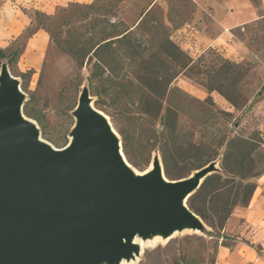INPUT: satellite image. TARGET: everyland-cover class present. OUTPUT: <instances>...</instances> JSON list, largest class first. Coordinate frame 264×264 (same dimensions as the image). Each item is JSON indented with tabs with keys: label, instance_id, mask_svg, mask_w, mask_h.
I'll use <instances>...</instances> for the list:
<instances>
[{
	"label": "rangeland",
	"instance_id": "obj_1",
	"mask_svg": "<svg viewBox=\"0 0 264 264\" xmlns=\"http://www.w3.org/2000/svg\"><path fill=\"white\" fill-rule=\"evenodd\" d=\"M74 1L76 0H71L68 4ZM94 1L96 4L90 10V16L97 22L96 37L100 35L99 31L104 26L113 32L122 28H131L138 39L136 45L139 46L140 51L153 48L149 39L151 34L155 33V26L158 24H163L170 39L179 45L186 40L185 37H179L176 34L178 27L187 22L201 25V17L194 14L197 6L195 0ZM252 2L262 13L261 1L252 0ZM6 3L5 0H0V46L10 52L19 44L26 42V45L15 63L9 64L7 59L0 58V77L8 71L7 69L4 71L6 66L12 76L18 78L24 92L23 106L27 104L32 113L29 117L23 110L24 115L36 122L35 128L44 140L59 149L70 142L71 137L74 136L75 126L79 122L75 109L79 99L88 93L91 96L92 105L108 116L116 133H119L121 129L124 132L141 134L150 127L160 128L158 122L151 123L142 114L138 103L134 100L135 93L121 89L120 83H126V79H122L117 84L99 87L97 90L102 94H97L98 92L94 89L95 83L89 79L92 64L85 65L83 68L79 67L71 56L55 46L48 33L46 40L42 39L38 31L29 39L26 38L28 32L35 28V11L43 10L35 8L31 3L28 7L26 5L23 7L17 2L7 7ZM58 3L52 2L48 6V9L53 11L48 14L54 15L60 7H68ZM148 10L150 12L145 15L144 21L139 25L142 13ZM44 12L47 13V11ZM28 17L31 22L27 23ZM75 18L72 17V19ZM204 19L207 18L204 16ZM149 28L152 31H149ZM245 28V30L236 28L235 34L247 44L250 57L242 62L229 59L238 63L233 71L239 77V94L247 102L246 106L239 109L232 106L219 91L210 92L206 87V83L216 85L213 71L221 66L222 58H226L222 55V50L209 48L200 53L190 47H187L186 51L180 45L194 58L197 67L183 72L175 79L172 87L177 90L171 93L167 101L173 105L175 103L179 105V124L184 131L193 132V138L196 141L215 144L219 143L225 135L233 137L237 134L245 137L261 134L262 138L264 137V110H254L255 106L249 104L250 99L262 90L261 84L264 80V19L247 24ZM200 29L203 30V27ZM82 35L81 33L80 36ZM88 35L90 33L86 32L84 37ZM187 37L188 39L191 37L190 40L187 39L191 45V42L196 40L192 34H188ZM139 66L140 63L133 62L131 65L125 64V69L131 71ZM30 71L32 72L29 73ZM23 73L29 74L23 76ZM131 81L137 84L136 79ZM1 86L0 79V88ZM221 112H228L229 115H223ZM119 135L122 140L121 133ZM224 149L225 147H222L221 152ZM221 158L222 153L216 160L208 163L213 164V172L221 170ZM159 161H161V154L159 151H154L147 166L139 168L131 162L130 164L140 171H145L152 163L157 165ZM258 166V170H263L264 161L259 162ZM195 171H192L191 175ZM203 228L211 230L204 223L203 227L179 232L171 238L159 237L150 241L149 231L147 235L138 233L139 238L143 237L146 240L143 242L142 250L129 243L128 246L134 249L129 256L124 255V263H121V257H117L104 258L99 264H214L221 239L218 240L202 232Z\"/></svg>",
	"mask_w": 264,
	"mask_h": 264
},
{
	"label": "water",
	"instance_id": "obj_2",
	"mask_svg": "<svg viewBox=\"0 0 264 264\" xmlns=\"http://www.w3.org/2000/svg\"><path fill=\"white\" fill-rule=\"evenodd\" d=\"M4 71L0 264H99L104 258L129 256L134 247L126 240L136 233L147 235L150 226L165 229L179 221L204 226L187 202L212 174L213 164L171 180L161 161L170 183L162 180L159 162L149 178L131 176L122 162V157L128 160L120 135L118 147L106 120L92 109L89 93L75 109V144L56 153L39 145L38 130L22 120L19 80L6 66Z\"/></svg>",
	"mask_w": 264,
	"mask_h": 264
},
{
	"label": "trees",
	"instance_id": "obj_3",
	"mask_svg": "<svg viewBox=\"0 0 264 264\" xmlns=\"http://www.w3.org/2000/svg\"><path fill=\"white\" fill-rule=\"evenodd\" d=\"M94 2H71L68 7H60L54 15L36 10L35 28L28 32L26 38L44 29L55 46L71 56L79 67L92 64L89 79L95 83L97 94H102L97 90L99 87L126 79V83H120L121 89L133 91L142 114L151 123L158 122L160 126L159 129L147 128L141 134L119 130L125 156L133 165L139 168L147 166L152 153L159 151L165 175L171 180H178L205 167L222 153L221 170L208 175L188 203L191 210L211 228H203L202 232L218 240L224 238L223 244H228L225 242L227 236L222 232L224 227L237 206L247 207L250 204L258 179L264 175V169L258 170L259 162L264 161V137L261 134L249 137L225 135L215 144L194 140L193 132L184 131L179 124V105L167 101L177 90L172 87L175 79L197 67L194 58L170 39L163 24L155 26L156 31L149 39L153 48H146L145 51L138 50V39L131 28L113 32L104 26L96 37L97 22L90 16V10L96 4ZM148 12L150 10L142 13L139 25ZM86 32L90 33L88 37H84ZM25 45L26 42L19 44L10 52L0 46V58L7 59L9 64L15 63ZM133 62L140 63V66L131 71L125 69V64ZM236 66L238 63L222 58L221 66L213 71L216 85L206 83V87L210 92L219 91L232 106L239 109L247 102L239 94V77L233 71ZM29 73H23V76ZM132 79H136L137 84H133ZM23 107L30 117L32 113L27 104ZM221 113L229 115L228 112ZM222 147H225L223 152Z\"/></svg>",
	"mask_w": 264,
	"mask_h": 264
},
{
	"label": "crops",
	"instance_id": "obj_4",
	"mask_svg": "<svg viewBox=\"0 0 264 264\" xmlns=\"http://www.w3.org/2000/svg\"><path fill=\"white\" fill-rule=\"evenodd\" d=\"M7 7H11L14 2L23 7L30 6L31 3L47 13H53L48 6L58 4L69 5L71 0H5ZM78 3H91L94 0H76ZM195 15L201 17L200 26L195 23H184L176 29V34L185 37L181 42V47L187 51V47L203 53L204 50L214 48L222 50V55L230 60L238 62L249 58V48L245 42L240 40L236 34V28L245 30V25L257 23L264 19V0L261 1L263 12L260 13L252 0H195ZM26 5V6H25ZM208 13L209 15H207ZM204 16L207 19H204ZM31 22L30 18H27ZM203 27V30L200 29ZM183 33V34H182ZM38 34L43 40L48 37L47 32L38 30ZM181 34V35H180ZM188 34L194 35L195 41H187ZM191 39V37H190ZM188 39V40H190ZM263 63V61H262ZM258 94L250 99L254 110H264V80ZM251 202L247 207L237 206L228 220L223 232L227 238L223 244L220 240L216 253L215 264H264V175L258 179Z\"/></svg>",
	"mask_w": 264,
	"mask_h": 264
},
{
	"label": "bare ground",
	"instance_id": "obj_5",
	"mask_svg": "<svg viewBox=\"0 0 264 264\" xmlns=\"http://www.w3.org/2000/svg\"><path fill=\"white\" fill-rule=\"evenodd\" d=\"M21 93L24 94V92H21ZM90 105H91V107H92V109L94 111H96L103 119L106 120V123H107V125L109 126V129H110V133H112L114 138L117 140V144H118V147H119V140H120L119 139V134L114 132V130L112 129V125L113 124L111 125V122H110V119H108V116L104 112L98 110L97 107L92 105L91 102H90ZM21 117H22V120L26 121L28 124L33 125L34 127L37 125L36 122L33 121L32 119H29V118H27L24 115H22ZM37 141H38L39 145H41V146H43L45 148L47 147L48 149H50V150H52V151H54L56 153H61V152H66V151L70 150V148L75 144L76 138H75V136H72L71 139H70V142L66 146L62 147L61 149L56 148L50 142H48L47 140H44L40 135L37 136ZM122 162L124 164V167L126 169H128L130 175L133 176V177H136L138 179L149 178V176H151V174L153 173L154 169L157 166L156 164L152 163L148 167L147 170L140 171L138 168L133 167L130 163L126 162L123 157H122ZM158 164H159L160 175L162 176V180H164L165 183H170V181L167 180V178H165V176L162 174L163 166H162L161 161H159ZM181 203L184 205V207H187L186 197H182L181 198ZM194 229H197V228L189 221H179V222L175 223V225H173L172 227L167 228V229L166 228L163 229V228H160L158 226H150L149 232L151 234L149 236V241L151 239H157L159 237H163L164 239L165 238L168 239V238H171V237L175 236L179 232L186 231V230H194ZM145 241L146 240L143 237L139 238L138 237V233H136V236L130 241L126 240V243H127V245L129 243H131L132 245L137 247L139 250H142L143 249L142 247H143V244H144L143 242H145ZM152 241H154V240H152ZM124 259H125L124 255H122L121 256V260H120L121 263L125 262Z\"/></svg>",
	"mask_w": 264,
	"mask_h": 264
},
{
	"label": "built area",
	"instance_id": "obj_6",
	"mask_svg": "<svg viewBox=\"0 0 264 264\" xmlns=\"http://www.w3.org/2000/svg\"><path fill=\"white\" fill-rule=\"evenodd\" d=\"M183 34V33H182ZM181 35V34H180Z\"/></svg>",
	"mask_w": 264,
	"mask_h": 264
}]
</instances>
